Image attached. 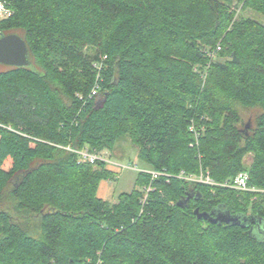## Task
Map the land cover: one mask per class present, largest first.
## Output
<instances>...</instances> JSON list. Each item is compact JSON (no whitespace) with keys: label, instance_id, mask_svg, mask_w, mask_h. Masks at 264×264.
Segmentation results:
<instances>
[{"label":"trees","instance_id":"16d2710c","mask_svg":"<svg viewBox=\"0 0 264 264\" xmlns=\"http://www.w3.org/2000/svg\"><path fill=\"white\" fill-rule=\"evenodd\" d=\"M0 1L13 12L0 34L20 35L32 63L0 72V264H264L250 228L195 215L264 219V193L177 178L202 170L223 184L248 171L264 191V0ZM85 49L105 60L102 77ZM237 105L262 110L253 129L238 127ZM126 136L167 174L145 206L136 188L103 201L107 166L63 149L110 150ZM150 183L140 174L136 186ZM189 193L198 199L178 207ZM6 198L39 218V238Z\"/></svg>","mask_w":264,"mask_h":264},{"label":"rangeland","instance_id":"374dc122","mask_svg":"<svg viewBox=\"0 0 264 264\" xmlns=\"http://www.w3.org/2000/svg\"><path fill=\"white\" fill-rule=\"evenodd\" d=\"M235 5V4H234ZM249 17L257 18L256 14L253 12H248L246 14ZM239 17V11H237V15ZM17 34V33H14ZM84 56L86 59V63L89 69L93 72V75L97 79L98 77L103 76V67H105V60L97 54L94 49H85ZM97 57V58H96ZM96 60V61H95ZM216 62L225 63L226 59L217 58ZM10 67L0 65V72L6 71ZM206 85V77L203 79L202 88ZM102 102L101 99H98V103ZM236 110L239 114V123L238 127H242L245 129V126L250 124L249 129H253L256 125L258 117L261 115L262 110L259 107L254 108H246L242 105H237ZM194 125V124H193ZM96 152L106 154L113 162L119 164L124 163H133L139 166L140 169H147L143 162H141L137 157V149L133 145L130 137L126 136L120 139L114 147L110 150L105 149L103 151H99L95 147L86 146ZM69 147L63 148L69 152H73L74 149ZM253 163V155L248 154L244 160L245 167H251ZM94 170L97 167H93ZM108 170L112 173L111 178L109 180H104L100 183V187L98 190V196L103 200L107 201L111 204L117 203L118 197L122 194H130L133 190L139 189L142 197L144 196L143 187L136 186L138 177L140 175L139 171L136 170H120L116 167H107ZM106 188V189H105ZM152 193V192H151ZM150 193V194H151ZM150 194L148 199L150 198ZM6 206L9 211L13 214V216L19 217V219L25 224V227L28 233L34 238H39L40 236V220L38 217L27 216L25 213H19L15 210L16 201L12 198H6L5 200Z\"/></svg>","mask_w":264,"mask_h":264},{"label":"built area","instance_id":"2783aa9c","mask_svg":"<svg viewBox=\"0 0 264 264\" xmlns=\"http://www.w3.org/2000/svg\"><path fill=\"white\" fill-rule=\"evenodd\" d=\"M12 15L13 12L9 8V6L6 3L0 1V23L4 20L9 19ZM219 49L220 48H218V50ZM210 57L213 60L215 58V52H212L210 54ZM97 94H98V86L93 88L90 97H96ZM68 150L70 149L68 148ZM72 153L76 154L78 164H88V165L96 166L98 163H102L105 164L107 167L109 166L116 167L121 171L136 170L139 171L140 174H144L148 176L151 183L148 186L143 187L144 196L142 197V201H141L142 206L146 205L149 194L154 191V187L152 183L162 177H167V174L164 172L153 171L149 169H140L138 165L133 163H124L118 165L117 163L113 162L106 154L96 152L88 147H85L81 150H74ZM177 178L186 181L187 183L190 184L203 185L211 188L222 187V188L232 189L236 192L264 193V191L262 190H257L249 186L250 176L248 171L239 173L232 181H228L223 184L216 183L211 178L208 172H204L202 170L199 174H187L186 172L181 171Z\"/></svg>","mask_w":264,"mask_h":264},{"label":"water","instance_id":"95a60500","mask_svg":"<svg viewBox=\"0 0 264 264\" xmlns=\"http://www.w3.org/2000/svg\"><path fill=\"white\" fill-rule=\"evenodd\" d=\"M30 51L26 41L18 34H0V65L11 68H27L31 66ZM102 102L98 103V107ZM250 124L246 125L245 130L249 129ZM189 193L178 202V207L185 208L192 199H198ZM195 215L199 220H205L213 225H233L242 228H250L249 222L254 223L255 227L250 228L249 233L253 236L264 238V219H256L255 216L233 215L225 209H215L212 212H201L195 210Z\"/></svg>","mask_w":264,"mask_h":264},{"label":"flooded vegetation","instance_id":"af4514ba","mask_svg":"<svg viewBox=\"0 0 264 264\" xmlns=\"http://www.w3.org/2000/svg\"><path fill=\"white\" fill-rule=\"evenodd\" d=\"M249 225H250V228L255 227L254 223H252V222H249Z\"/></svg>","mask_w":264,"mask_h":264},{"label":"crops","instance_id":"0c3cea01","mask_svg":"<svg viewBox=\"0 0 264 264\" xmlns=\"http://www.w3.org/2000/svg\"><path fill=\"white\" fill-rule=\"evenodd\" d=\"M106 189V188H105Z\"/></svg>","mask_w":264,"mask_h":264}]
</instances>
